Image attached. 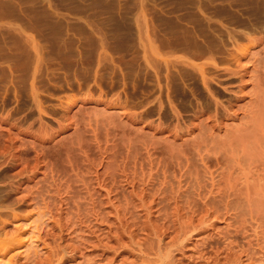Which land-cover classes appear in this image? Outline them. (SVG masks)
Instances as JSON below:
<instances>
[{
  "label": "rangeland",
  "instance_id": "374dc122",
  "mask_svg": "<svg viewBox=\"0 0 264 264\" xmlns=\"http://www.w3.org/2000/svg\"><path fill=\"white\" fill-rule=\"evenodd\" d=\"M15 237L1 264H264V0H0Z\"/></svg>",
  "mask_w": 264,
  "mask_h": 264
},
{
  "label": "bare ground",
  "instance_id": "6f19581e",
  "mask_svg": "<svg viewBox=\"0 0 264 264\" xmlns=\"http://www.w3.org/2000/svg\"><path fill=\"white\" fill-rule=\"evenodd\" d=\"M170 65V64H169ZM208 81V80H207ZM38 97H36L35 98V101H36V99H37ZM37 101H38V99H37ZM36 103V102H35ZM38 103H39V101H38ZM36 105H37V103H36ZM39 108H41L40 107V105L38 106ZM49 114V113H48ZM65 128V127H64ZM47 129V128H46ZM62 129V128H61ZM60 129V130H61ZM48 130V129H47ZM46 130V131H47ZM49 132V131H48ZM44 134V133H43ZM46 137V136H45ZM6 152V151H5ZM4 153V152H3ZM262 153V152H261ZM9 154H11V153H9ZM45 155H47L48 156V154H45ZM24 156V155H23ZM17 157V156H16ZM23 158V157H22ZM222 158V157H221ZM24 159H25V157H24ZM28 161V160H27ZM18 162V161H17ZM244 162V161H243ZM246 162V161H245ZM249 162H250V160H249ZM21 163V162H20ZM19 163V164H20ZM22 165V164H21ZM21 167H23V166H21ZM34 167V166H33ZM27 168V167H26ZM26 170V169H25ZM25 170L23 171L24 173H25ZM33 170V169H32ZM23 172H22V174H20V172H19V174L22 176L23 175ZM31 172H33V171H31ZM28 174V173H27ZM259 177V176H258ZM21 239H16V237L15 238H11V239H7V240H4V241H2V242H0V245L3 243V246H2V250H0L1 252L0 253H5L6 251H8V250H10L13 246H15V244L17 243V244H19V243H21ZM34 244V243H33ZM1 248V247H0ZM31 248V246L29 247V249ZM27 250V249H26ZM33 252V251H32ZM35 254V253H34ZM1 255V254H0ZM29 255V254H28ZM2 263V258H0V264Z\"/></svg>",
  "mask_w": 264,
  "mask_h": 264
}]
</instances>
